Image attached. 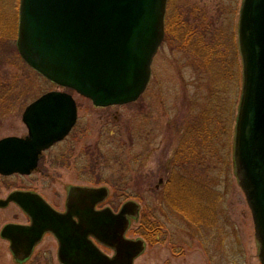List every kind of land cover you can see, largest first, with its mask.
<instances>
[{
    "label": "rangeland",
    "instance_id": "374dc122",
    "mask_svg": "<svg viewBox=\"0 0 264 264\" xmlns=\"http://www.w3.org/2000/svg\"><path fill=\"white\" fill-rule=\"evenodd\" d=\"M242 2L169 0L164 39L145 92L134 103L97 108L23 65L17 69L19 0H0V62L6 81L14 76L20 81L18 92L5 95L0 105V140L25 137L24 109L50 91L70 93L78 115L71 133L42 154L29 176H0V200L30 191L63 211L70 187H104L108 197L99 209L117 213L128 202L138 205L125 238L142 240L146 247L133 264H260L233 160L243 84ZM180 18L214 47L216 58L210 55L205 62L179 48ZM29 221L15 204L0 209V232L5 225ZM57 250L48 233L31 258L19 263L0 236V264H60Z\"/></svg>",
    "mask_w": 264,
    "mask_h": 264
},
{
    "label": "water",
    "instance_id": "95a60500",
    "mask_svg": "<svg viewBox=\"0 0 264 264\" xmlns=\"http://www.w3.org/2000/svg\"><path fill=\"white\" fill-rule=\"evenodd\" d=\"M166 6L167 0H19L17 50L35 72L97 108L134 103L147 88L164 39ZM238 48L243 84L234 169L264 264V0H243ZM22 122L25 137L0 140V176H29L36 170L42 153L75 126L76 102L69 93L48 92L25 108ZM107 197L104 187H70L66 212L60 213L36 193L12 192L0 200V209L13 203L30 224L5 225L0 236L19 263L30 259L50 233L60 264H133L146 247L142 240L125 238L129 217L138 218V205L128 202L117 214L96 210Z\"/></svg>",
    "mask_w": 264,
    "mask_h": 264
},
{
    "label": "trees",
    "instance_id": "16d2710c",
    "mask_svg": "<svg viewBox=\"0 0 264 264\" xmlns=\"http://www.w3.org/2000/svg\"><path fill=\"white\" fill-rule=\"evenodd\" d=\"M180 23H181V26L179 30L181 32L178 31L179 39H177V42L180 45V47L178 46L179 48L187 49L189 51L194 52L195 54H197L198 57L202 58L205 62H208L210 60L208 58H210L212 55H213L212 58H216L215 57L216 50H214V47L210 46V44H208L204 39L200 40V37H198L197 35L196 28L188 26L186 24L187 23L186 19L184 20L180 18ZM17 26H18V23H17ZM166 31H167V27H166ZM171 33L173 35V30ZM16 36H17V33H16ZM168 36L169 34L166 33L167 38H169ZM172 37L173 36H171L169 39H172ZM15 61H16L17 69L20 70V68L23 65L22 67L23 70L24 69L30 70V68L21 60L18 53L17 54L15 53ZM3 69H4L3 63L0 62V105L2 104V101L5 95L10 94V93L12 94L15 91H17L18 84L20 82L17 76H14L13 78H11L10 81H6L7 75L6 73L3 72Z\"/></svg>",
    "mask_w": 264,
    "mask_h": 264
},
{
    "label": "flooded vegetation",
    "instance_id": "af4514ba",
    "mask_svg": "<svg viewBox=\"0 0 264 264\" xmlns=\"http://www.w3.org/2000/svg\"><path fill=\"white\" fill-rule=\"evenodd\" d=\"M66 202V201H65ZM65 211V209L63 210V211H61V212H64Z\"/></svg>",
    "mask_w": 264,
    "mask_h": 264
}]
</instances>
